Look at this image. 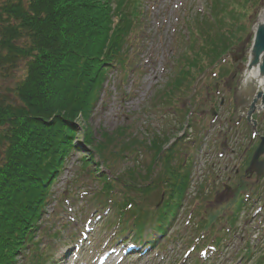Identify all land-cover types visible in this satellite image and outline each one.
Listing matches in <instances>:
<instances>
[{
	"label": "rangeland",
	"instance_id": "374dc122",
	"mask_svg": "<svg viewBox=\"0 0 264 264\" xmlns=\"http://www.w3.org/2000/svg\"><path fill=\"white\" fill-rule=\"evenodd\" d=\"M111 1L115 12L116 0ZM210 2L140 0L141 21L136 37L131 39L134 47L129 51L131 68L126 74L118 67L110 68L88 121L80 116L75 121L76 148L50 189L51 196L34 235L37 249L30 246L22 251L18 264H31L33 254L43 260L42 264H96L104 251L112 254L108 264L261 262L264 173L258 181L255 171H249L251 177L244 174L250 161L249 150L258 143L257 136L251 135L250 124L244 121V111L257 91L255 83L247 87L239 83L248 56L250 29L264 0H214L218 12L214 16L216 24L202 28V34H197L198 23H205L201 17L205 21L209 16ZM223 15L224 25L220 22ZM192 33L196 40L190 39ZM229 36L244 42L241 47V42L235 44L237 47L221 59L212 73L197 75L193 65L189 66L187 75L178 73L186 61L197 65L202 62L198 51L205 44H213L214 40L217 44L220 39L227 48H234ZM189 44H193L192 49ZM24 75V63L11 71H0V94L11 99L15 85ZM174 81L175 89L167 94ZM189 94H194L191 105ZM253 119L258 134L264 135V112L256 111ZM84 130L98 144L103 136L121 132L140 142L151 141L156 135L160 140L166 136L172 143L180 140L172 153L176 155L175 162L186 159V169L182 172H189L188 184L181 205L163 235L157 236L152 225L146 226L140 236H134L133 228L122 231L116 226L112 203L107 202V207L101 205L99 202L105 197L97 195L101 184L96 169L106 176L128 169L144 174L153 159L151 152L146 147L136 154L127 151L124 154L127 158L116 159L107 171L96 151L84 142ZM117 142L106 148L110 159L112 152L118 153L126 143ZM88 157H92L93 163L86 170L81 161ZM260 159L264 160V155ZM160 171L161 168L154 171L155 179ZM239 184L245 187L238 189ZM160 191L142 199L143 207L152 209L157 203L161 205ZM130 193L139 199L136 191ZM149 237L152 242L147 240ZM214 238H220L218 246L212 243ZM116 248L119 251L113 253ZM66 251L69 253L63 255Z\"/></svg>",
	"mask_w": 264,
	"mask_h": 264
},
{
	"label": "trees",
	"instance_id": "16d2710c",
	"mask_svg": "<svg viewBox=\"0 0 264 264\" xmlns=\"http://www.w3.org/2000/svg\"><path fill=\"white\" fill-rule=\"evenodd\" d=\"M111 2L0 0V71H11L19 63L25 67L11 99L0 94V264H18L19 254L36 244L34 235L52 184L76 148L75 121L79 116L88 121L108 69L118 66L123 70L127 66L129 36L138 22L137 0H116L115 12ZM229 49L220 39L217 44L215 40L205 44L198 51L202 62L197 65L188 61L182 75H187L191 65L201 71L204 61L212 63ZM84 134V142L109 168L125 152L151 145L153 159L144 174L131 169L113 179L98 169L96 174L102 177L100 192L106 194V199L117 185L141 196L136 201L130 196L124 200L118 209L119 225L129 214L138 234L145 225L164 233L188 184L187 175L180 173L182 165L175 163L171 153L176 143L169 146V139L158 137L140 142L121 132L103 136L98 144L89 132L84 130ZM117 137L126 143L118 153L112 152L110 159L105 151L118 144ZM81 162L87 169L93 159L82 158ZM157 164L161 171L156 179H150ZM160 189L164 195L161 207L143 211L140 200ZM32 259L31 264H38L35 255Z\"/></svg>",
	"mask_w": 264,
	"mask_h": 264
},
{
	"label": "water",
	"instance_id": "95a60500",
	"mask_svg": "<svg viewBox=\"0 0 264 264\" xmlns=\"http://www.w3.org/2000/svg\"><path fill=\"white\" fill-rule=\"evenodd\" d=\"M254 39L252 47L249 51L248 63L244 70L243 84L247 87L254 82L247 81L249 75L254 70L259 77H264V8L260 12L257 23L253 27ZM259 102V105H258ZM264 109V93L257 91L253 100L251 101L247 111L246 120L251 122V116L256 110ZM255 122L252 121V128H255ZM264 153V138H261V142L258 148L255 150L249 169H254L259 176L264 169V162H259V157Z\"/></svg>",
	"mask_w": 264,
	"mask_h": 264
},
{
	"label": "bare ground",
	"instance_id": "6f19581e",
	"mask_svg": "<svg viewBox=\"0 0 264 264\" xmlns=\"http://www.w3.org/2000/svg\"><path fill=\"white\" fill-rule=\"evenodd\" d=\"M247 81L254 82V86L256 88V91H261L264 93V77H259L257 76L256 72L253 70L251 74L249 75ZM76 250V246L74 247ZM74 248L72 251H74ZM118 249L114 250L113 253H117ZM69 251H66L63 255H67ZM109 262V257H107V260L103 264H108Z\"/></svg>",
	"mask_w": 264,
	"mask_h": 264
}]
</instances>
